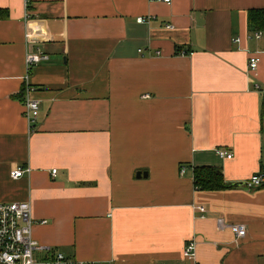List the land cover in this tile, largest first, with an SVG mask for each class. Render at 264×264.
Masks as SVG:
<instances>
[{
    "label": "crops",
    "instance_id": "obj_1",
    "mask_svg": "<svg viewBox=\"0 0 264 264\" xmlns=\"http://www.w3.org/2000/svg\"><path fill=\"white\" fill-rule=\"evenodd\" d=\"M255 8L264 0H0V202L29 201L33 237L77 260L264 264V182L247 187L264 176ZM36 48L49 58L29 69ZM199 166L232 186L198 190ZM18 167L32 170L15 179Z\"/></svg>",
    "mask_w": 264,
    "mask_h": 264
},
{
    "label": "built area",
    "instance_id": "obj_2",
    "mask_svg": "<svg viewBox=\"0 0 264 264\" xmlns=\"http://www.w3.org/2000/svg\"><path fill=\"white\" fill-rule=\"evenodd\" d=\"M27 6L31 0H25ZM170 4L172 0H158ZM30 14L27 11V16ZM149 18L138 17V23L147 22ZM167 28H173L172 24H167ZM252 36L257 39H264V29L256 30ZM143 49H139L141 52ZM160 54V51H158ZM48 54L40 48L29 50L26 54V64L28 68L47 60ZM260 58L256 54L249 57V66L252 71L256 70ZM32 89L28 88V92ZM25 114L29 124L35 123L39 115V102L28 98L25 101ZM217 154L222 158H232L233 153L219 148ZM30 167H18L11 171V176L15 179L22 177L25 173L31 172ZM57 169L52 173L56 174ZM184 172V168H181ZM264 182L262 174H255L247 181V187L252 189L261 186ZM205 211L204 207L200 208ZM46 222V221H45ZM44 222V223H45ZM32 208L29 201L0 202V264H103L101 261H82L70 258L62 252H52L50 247L41 245L33 237ZM219 228L225 226L223 221L218 224ZM237 239L244 237L247 233L245 225L238 224L231 226ZM196 241L190 240L184 250V256L195 259Z\"/></svg>",
    "mask_w": 264,
    "mask_h": 264
},
{
    "label": "trees",
    "instance_id": "obj_3",
    "mask_svg": "<svg viewBox=\"0 0 264 264\" xmlns=\"http://www.w3.org/2000/svg\"><path fill=\"white\" fill-rule=\"evenodd\" d=\"M249 24L257 29H264V8H255L249 11ZM264 115V100L262 104ZM194 184L198 190L216 191L231 187L226 182L221 168L214 166H199L194 168Z\"/></svg>",
    "mask_w": 264,
    "mask_h": 264
},
{
    "label": "water",
    "instance_id": "obj_4",
    "mask_svg": "<svg viewBox=\"0 0 264 264\" xmlns=\"http://www.w3.org/2000/svg\"><path fill=\"white\" fill-rule=\"evenodd\" d=\"M141 176H147V172H144V173H142V172H138L137 173V177H141Z\"/></svg>",
    "mask_w": 264,
    "mask_h": 264
}]
</instances>
